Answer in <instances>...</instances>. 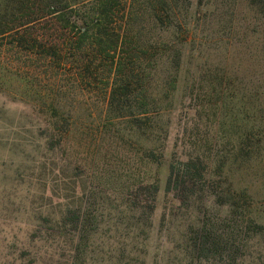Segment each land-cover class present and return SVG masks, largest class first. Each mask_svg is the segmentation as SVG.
<instances>
[{"label": "rangeland", "instance_id": "374dc122", "mask_svg": "<svg viewBox=\"0 0 264 264\" xmlns=\"http://www.w3.org/2000/svg\"><path fill=\"white\" fill-rule=\"evenodd\" d=\"M221 1L231 6L232 19L226 18L234 33L251 24L244 0H191L192 42L182 47L184 66L162 103L170 106L153 119L157 127L148 139L123 120L107 119L98 90L68 81L65 95L53 99L34 57L0 43V264H205L192 252L193 231L226 214L221 200L230 188L250 195L251 213L262 224L249 226L237 264H264V61L217 31ZM195 10L202 14L196 21ZM144 25L148 35L172 37L171 28ZM198 67L211 69L204 82ZM219 68L227 70L228 86L231 79L250 98L232 100L236 116L217 128L221 120L204 91L206 81L216 83ZM168 75L155 74L156 86ZM224 83H217L218 92ZM201 101L205 105L192 110ZM245 129L260 140L249 159L231 142ZM149 147L156 160L147 158ZM189 153L226 162L222 173L209 167L215 174L210 189L222 193L217 201L202 185L184 202L166 190L169 164Z\"/></svg>", "mask_w": 264, "mask_h": 264}, {"label": "trees", "instance_id": "16d2710c", "mask_svg": "<svg viewBox=\"0 0 264 264\" xmlns=\"http://www.w3.org/2000/svg\"><path fill=\"white\" fill-rule=\"evenodd\" d=\"M201 1L197 0L198 3ZM244 1L249 13L245 18L251 24L237 26L239 29L234 33L236 25L231 21V6H227V1H221L220 7H223L218 14L217 31L222 36L232 37L233 45L242 47L247 55L256 50L264 61V0ZM191 3V0H0V43L15 49L16 54L25 51L34 57L38 74L45 76L43 80L39 78V82L42 80L50 86L53 99L65 95L68 81L79 89L98 90L107 119L123 120L131 132H147L142 135L148 139L154 137L157 127L153 119L170 106L167 102L166 105L162 103L170 98L169 92L175 89L177 74L184 66L182 47L192 42L190 34L194 26L187 21ZM228 15L231 19L226 18ZM193 18L196 21L202 14L195 10ZM145 21L151 22L153 28H171L172 37L164 39L148 35ZM161 64L164 68H160ZM197 69L204 82V74L211 69ZM162 70L172 75L156 86L159 78L156 79L155 74ZM215 74L216 83L206 81L204 97L210 98L213 115L221 120V123L217 122L218 128L225 118L236 116L231 110L234 106L229 103L250 96L242 89L239 94L231 79L228 86L226 69L219 68ZM221 82L224 84L218 92L217 83ZM153 88L164 89V94H156ZM204 105L202 101L195 103L192 110ZM52 110L56 111L55 108ZM251 131H237L231 139L233 150L246 158H251L260 142ZM251 139L252 142H247ZM146 154L151 161L157 158L151 147ZM222 159H205L199 153H189L184 160L170 163L166 190L184 202L196 192V187L202 185L217 201L222 193L211 191L215 174L209 167L215 165L222 173L226 163ZM156 192L157 185L154 184L150 212L154 208ZM221 202L227 207L226 214L216 221L203 220L191 238L193 254L205 264H237L244 255L242 241L249 226H262L251 213V198L245 190L237 192L230 188ZM73 218L78 220L80 217Z\"/></svg>", "mask_w": 264, "mask_h": 264}]
</instances>
